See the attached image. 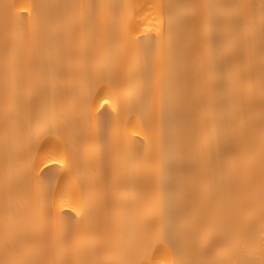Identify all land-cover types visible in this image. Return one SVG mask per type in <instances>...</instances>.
Listing matches in <instances>:
<instances>
[{"label":"bare ground","instance_id":"obj_1","mask_svg":"<svg viewBox=\"0 0 264 264\" xmlns=\"http://www.w3.org/2000/svg\"><path fill=\"white\" fill-rule=\"evenodd\" d=\"M0 264H264V0H0Z\"/></svg>","mask_w":264,"mask_h":264}]
</instances>
